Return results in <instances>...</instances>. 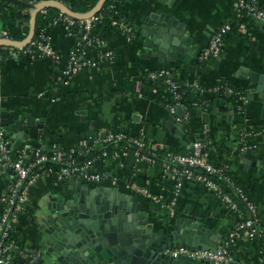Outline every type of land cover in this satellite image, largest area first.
I'll use <instances>...</instances> for the list:
<instances>
[{
	"label": "crops",
	"instance_id": "crops-1",
	"mask_svg": "<svg viewBox=\"0 0 264 264\" xmlns=\"http://www.w3.org/2000/svg\"><path fill=\"white\" fill-rule=\"evenodd\" d=\"M0 0V31L20 32L22 23L11 4L23 3L22 0ZM239 0H122L120 13L131 22L136 37L129 41L121 32L105 44L112 50L111 60L105 59L99 68H87L70 83L64 84L60 77L67 64L75 37L68 35L63 24L52 25L49 36L57 50L62 54L59 62L41 57L28 59L19 55H7L0 64V113L29 114L38 123L44 122V135L29 140H40L41 149H74L81 145L87 136L109 128H124L142 133L152 142L163 147H177L190 151L194 138L207 130L211 141L209 159L214 162L226 161L230 171L254 200L260 220H264V140L256 139L257 146L249 150L238 148V129L232 123L231 107L216 101L207 108L193 106L181 119L176 112L169 110L173 102L172 92L163 81L148 79L149 72L162 68H178L175 82L198 87L213 85L224 78L233 79L246 93L248 102L246 114L256 127L264 126V92L252 93L259 81L252 82L251 72L264 76V24L249 18L240 25L238 32L230 39L216 59L198 64L200 54L207 48L210 39L224 24H235L234 12ZM31 10V9H30ZM161 10L184 22L195 37L194 56L175 63L159 62L157 57L144 53L140 25L150 13ZM32 13V12H31ZM30 26V24H29ZM79 35V34H78ZM104 50V51H106ZM264 81V80H263ZM264 83V82H263ZM179 85V84H178ZM211 91L201 94L213 95ZM195 105V103H194ZM208 114V118L198 114V109ZM190 118L189 125L185 124ZM181 120V121H180ZM183 123L182 126H179ZM13 148L26 145L25 141L9 134ZM223 147L220 148L219 146ZM29 146V145H28ZM31 148V146H29ZM255 150L261 166H255L256 159H247L244 154ZM248 164H247V163ZM98 170L111 174L100 183L82 180L91 188L106 186L118 188V192L134 197L140 210L148 216L173 224L180 218L191 219L197 225L206 223L215 234L218 244L227 232L234 228L237 219L232 216L226 205L196 179H185L178 204L171 217L162 214L157 204L152 203L138 190L148 185L156 194L163 195L167 201L173 198L174 178H163L158 168L151 169L150 178L142 174L133 176L121 168L113 158L95 163ZM118 174L114 180L113 175ZM121 174V175H119ZM13 174L2 172L0 167V192L9 187ZM74 176L59 182L56 175L40 176L29 187V201L18 224L17 239L24 251L38 250L39 234L38 212L50 197H60L62 192L77 187ZM248 240L241 239L233 248V255L239 264H264L263 257L254 246L246 245Z\"/></svg>",
	"mask_w": 264,
	"mask_h": 264
},
{
	"label": "built area",
	"instance_id": "built-area-1",
	"mask_svg": "<svg viewBox=\"0 0 264 264\" xmlns=\"http://www.w3.org/2000/svg\"><path fill=\"white\" fill-rule=\"evenodd\" d=\"M57 1L63 4V0H27L26 5L31 7L37 4ZM260 0H239L235 9L238 16L246 11L252 19L264 24V8L259 7ZM120 7V6H119ZM46 12L45 8L41 10ZM113 19V24L118 26L126 38L132 41L136 37L133 24L127 19H121L120 10L115 5H111L107 11ZM104 16V14H103ZM98 16H90L86 18H76L65 11L61 10L59 16L54 21V25L63 24L69 36L75 37V42L72 50L68 54L67 64L62 71L60 77L64 84H68L71 80L83 72L87 68H99L100 64L105 60H111L114 56L112 50L98 52L93 49L95 45L104 46L105 42L100 38L92 37L91 30ZM232 28L231 23L222 25L210 39L207 48L200 54V60H208L220 56L223 49V36ZM79 34V35H78ZM0 39L12 40L6 31H0ZM11 54L20 55L30 54L33 59L38 56L47 57L54 62H59L62 59V54L53 45L49 30L41 28L37 38H33L24 46L6 45ZM173 73L170 68H162L148 73L147 77L153 81H163L168 86L173 95V102L169 106L171 112H176L178 106H185L182 102V97L179 93V85L173 79ZM244 104H247V96H242ZM1 101V96H0ZM181 121V120H180ZM247 129L241 132L243 144L241 150H249L257 146L256 139L264 140V127L256 129L251 123L248 116L245 118ZM204 130L201 134H206ZM194 138L192 149L188 152H175L169 149L163 159L160 158L157 150L163 146L158 142H152L139 133L138 135L130 136L125 132H114L112 129H106L98 132L95 138V143L99 145L114 146L112 158L118 162L121 168H124L123 160L130 155L128 144L135 146L133 155L136 162L146 163L148 169L144 170L147 174L151 169L156 168L158 162L161 163V172L163 178L173 177V198L169 201L163 198V195L152 192L148 185H142L138 188L144 197L160 206L162 214L171 217L172 212L178 204V200L183 190L185 179H196L203 182L206 187L212 191L219 199L227 206L228 211L236 212L235 218L237 224L234 228L228 231L226 237L217 245L216 248L208 249H191L188 247L178 246L172 252L175 255H187L198 260L209 261L212 264H225L234 258L233 248L239 240H252L257 236L264 235V220H260L258 209L254 201L250 200L240 186L234 182V177L230 171L229 163L222 166H217L209 159V152L206 149L207 143L201 137ZM254 137V142H249L247 139ZM122 142V145L120 143ZM80 154L87 156L91 150L87 140H84L81 145ZM109 157L108 151L103 149L101 158L105 160ZM99 160L88 158L83 162H76L70 158L68 153L60 149H52L46 152L41 148H30L28 145H20L13 148L6 130H0V164L1 171L8 172L12 170L13 180L8 188L0 192V264H38V250L24 251L20 243L16 240L15 235L18 231L20 217L25 211L29 201V187L40 176L46 174H54L59 182L67 178L78 176L82 180L91 183H100L109 178L111 174L104 170H98L95 163ZM46 163L60 164L61 167L55 170L53 167H47ZM142 170H133V176L142 174L147 175ZM214 176H219L234 189L238 198L243 200L250 216L245 217L240 209L238 201L234 196L226 191L224 187L213 179ZM114 180L118 179V174H114ZM24 259V262H20ZM264 260V258H263Z\"/></svg>",
	"mask_w": 264,
	"mask_h": 264
},
{
	"label": "water",
	"instance_id": "water-1",
	"mask_svg": "<svg viewBox=\"0 0 264 264\" xmlns=\"http://www.w3.org/2000/svg\"><path fill=\"white\" fill-rule=\"evenodd\" d=\"M167 1V0H165ZM106 0H100L87 13H77L66 4L48 1L31 7L30 30L22 41L3 40L0 44L24 46L35 36L38 12L54 6L76 18L96 15ZM144 53L157 57L159 62L175 63L194 56L195 37L184 22L169 13H150L140 25ZM107 48H104L106 50ZM252 82L259 81L256 89L264 92V76L251 72ZM188 108L178 106L176 114L184 119ZM198 114H208L198 109ZM188 117L184 123L189 125ZM180 123L179 126H182ZM25 141L32 148H40L38 138L44 135V122L38 123L29 114L0 113V130ZM247 159H256L255 166H261L256 151L244 154ZM247 163V162H246ZM248 164V163H247ZM1 167V164H0ZM10 173L14 172L10 170ZM77 187L62 192L60 197H50L38 212L39 234L37 245L38 264H212L187 255H175L172 250L182 246L191 249L216 248L219 235L206 223L199 225L193 220L180 218L173 224L153 220L147 211L140 210L134 197L118 192V188L99 186L91 188L78 176ZM20 262H24L21 259ZM225 264H239L238 257Z\"/></svg>",
	"mask_w": 264,
	"mask_h": 264
},
{
	"label": "trees",
	"instance_id": "trees-1",
	"mask_svg": "<svg viewBox=\"0 0 264 264\" xmlns=\"http://www.w3.org/2000/svg\"><path fill=\"white\" fill-rule=\"evenodd\" d=\"M4 1L7 4L8 3L10 4V2H8L6 0H4ZM22 1H23V3H21V4H19V3L11 4V8L16 11L18 19L22 23V30L20 32H8V36L13 41H17V42L24 40L27 37V35L29 34V30H30L29 24L31 21V10L26 5L27 0H22ZM63 1L74 12L87 13V12H90L91 10H93L96 7V5L99 3L100 0H63ZM121 1L122 0H106L105 4L101 8V10L95 15V16H98L99 19L95 21L94 26L91 30L90 35L92 37L100 38L102 41L105 42V44H107L114 37L116 32H121L120 28L113 24L112 16L107 12L109 10V7L113 4L115 5L116 9L117 8L119 9ZM259 7L264 8V0L259 1ZM45 10H46L45 13L42 11L38 12L34 39L38 37L41 28H47L49 30V28L52 25H54L53 23L56 20V18L59 16L60 11H61L59 8L54 7V6L46 7ZM103 14H104V16H103ZM233 18L235 19V24L230 30H228L224 34V36H223V47L226 45V43L230 39H234L232 34L238 32V30L240 29V25L252 17L246 11L242 12L241 16H238L237 12L235 11ZM121 19L123 20L124 18L121 16ZM133 27H134V25H133ZM1 28L2 27H0V30H1ZM134 31L136 32L135 27H134ZM104 46L95 45L93 49H96L98 52H101L103 50ZM10 54L11 53H10L9 48L5 44H0V64L3 63L5 57L7 55H10ZM19 56L25 57L28 59H33V57L30 54L21 53ZM37 58H39V57L36 56L35 59H37ZM216 58L217 57L210 58L208 60L216 59ZM198 60H199L198 64L200 66L204 65L205 62L208 61V60L202 61V60H200V57L198 58ZM170 69H171L174 76L177 74V71L179 70L178 68H170ZM178 84H179V90L178 91L182 97V102L185 105H187L189 109H191L193 106L201 107V108H207L216 101L224 102L226 104V107H224L225 109L228 107L229 108L231 107L232 114H233L232 123L238 129V139H237L238 141H237V143H238V148L241 149L242 144H243L241 132L244 129L248 128L246 126V122H245V118L247 116L246 104H244L243 100L241 99V97L243 95L246 96V93L243 91L242 87L239 84H237L236 82H234L233 79H230V78H228V79L224 78V79L220 80L219 82H217L213 85H209V86H205L203 84H200L198 87H196V86H192V85L190 86L187 84H183L180 82H178ZM201 91L202 92L211 91L212 92L211 94H213V95L201 94ZM194 103H195V105H194ZM260 128L261 127H256V129H260ZM110 129H112L114 132H125L126 134H128L130 136H134V135L139 134V132H136L134 130L124 129V128H120V127L110 128ZM198 136L199 135H197L196 137H198ZM201 137L206 141V143H207L206 149L208 150L209 147H211V145H212L210 138L208 136V133L201 134ZM95 138H96V135H90V136H87V138H86V140L88 142V146L91 147V150L87 156H83L82 154H80V150L82 149L81 146H77L76 148H74L72 150L71 149H65L62 151L65 153H68L70 155V158L74 159L76 162H83V161L87 160L88 158H95V159L99 160L101 158V153H102L103 149H106L108 151V154H109L108 159L112 158L114 146L112 144H109V145L96 144ZM247 140L251 143V142L255 141V138L251 137V138H248ZM120 145H122V142L120 143ZM219 147L222 148L223 146L220 145ZM127 148L130 151V155L127 159L123 160L124 161L123 162L124 169L128 170L129 173L133 172V170H138V169L145 172L144 170L148 169V165L146 163L136 162L135 157L133 155V150L135 149V146L132 144H128ZM169 149H171L175 152H182V149H180V148H177V147L169 148L167 146H164V147L157 150L161 159H163V156L165 155V153ZM42 150H44V149H42ZM44 151L50 152L51 150H44ZM183 152H188V151H183ZM210 161L217 166H222L225 163L228 164V162L222 161V160L219 161L218 163L214 162L211 158H210ZM158 164L159 165H157L156 168L161 169V163L158 162ZM46 166L47 167H53L55 170H58L61 167L60 164H56V163H46ZM119 175H121V174H119ZM142 176H145V174ZM145 177H146V179L150 178L149 173ZM213 179L216 180L217 182H219L224 187V189L226 191L230 192L234 196V198L238 201L240 209L244 213V216L245 217L250 216V211L248 210L246 203L243 200L238 198L234 189L231 188V186H229L224 181V179L222 177L214 176ZM234 182L237 186H240L243 189V191L245 192V194L248 196V198L250 200L254 201L252 199V197L250 196V194L245 190L244 187H242V185H240V183L236 179H234ZM152 203H154V202H152ZM154 204H156V203H154ZM157 206L159 207V209H161L159 205H157ZM229 213L232 216H236L235 211L229 210ZM14 238H16V240L18 241L17 233H16ZM245 244L249 245V246H254L255 249L257 250V252L264 258V235L259 236V237L257 236L255 239L249 240Z\"/></svg>",
	"mask_w": 264,
	"mask_h": 264
}]
</instances>
